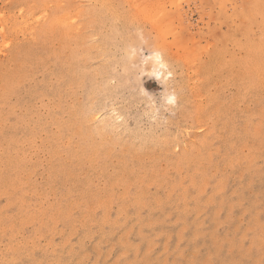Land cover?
I'll use <instances>...</instances> for the list:
<instances>
[{"label": "rangeland", "instance_id": "1", "mask_svg": "<svg viewBox=\"0 0 264 264\" xmlns=\"http://www.w3.org/2000/svg\"><path fill=\"white\" fill-rule=\"evenodd\" d=\"M0 264H264V0H0Z\"/></svg>", "mask_w": 264, "mask_h": 264}]
</instances>
